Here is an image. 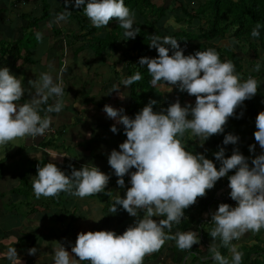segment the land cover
Here are the masks:
<instances>
[{
  "label": "clouds",
  "instance_id": "clouds-1",
  "mask_svg": "<svg viewBox=\"0 0 264 264\" xmlns=\"http://www.w3.org/2000/svg\"><path fill=\"white\" fill-rule=\"evenodd\" d=\"M74 6H83L82 11L95 28L106 27L115 20L125 30V40L139 33L133 28L135 14L125 6L124 0H74ZM58 18L65 19L63 14ZM260 28L257 24L252 29L253 38L260 36ZM36 38L40 40L41 34L37 33ZM169 46L173 50L171 55ZM149 47L155 48L158 56L141 57L139 65L147 66L153 87L161 81L174 85L189 96H195V103L182 106L177 100L164 110L154 111L157 101L150 100L134 118L122 114L123 108L104 106L107 116L124 126L127 137L119 144V150L110 152L108 163L118 177L120 188H125L124 178L130 176V186L123 196H116L110 213L122 207L137 219L122 234L113 230L80 232L71 245L74 255L60 243L53 250V264H83L85 261L87 264H143L144 257L158 251L167 240H174L180 250L191 249L199 243L197 233L171 234L172 227L184 218L186 208L206 195L230 170L235 171L228 176L226 194L219 191L221 196L213 204L214 209L210 206L214 227L209 235L213 240L219 238L223 246L229 248L231 260L213 247L210 251L215 264H241L243 253L231 242L247 232L264 229V151L252 159L250 166L248 157L238 149L226 157L225 148L220 147L214 153L220 161L217 169L203 153L188 151L182 143L186 133L198 140L201 147L212 135L223 133L227 120L237 115L235 109L255 96L258 82L251 76L242 80L235 65L221 61L214 49L185 55L176 38L157 35L152 36ZM260 68L257 63L253 70L258 72ZM141 78L136 72L121 80L113 90L124 99L120 85L128 87ZM30 83L35 90L32 99L18 103L25 94L22 81L8 67H0V146L16 138L45 135L51 131L52 124L48 114L59 113L65 107L64 87L58 77L54 79L49 72H44ZM50 98L54 103H48ZM41 105H47L43 109L44 116L40 114ZM255 124V141L264 149V111L258 113ZM111 131H118L116 124L111 126ZM238 140L237 135L228 133L223 145H235ZM254 149V144L249 146L250 151ZM133 168L135 171H131ZM109 180L110 176L96 166L73 168L71 174L66 175L50 162L37 166L32 189L37 199L54 198L61 192L83 199L104 192ZM223 199H232V202L222 203ZM140 211L144 213L142 218ZM158 217L163 218L156 219ZM28 251L35 254L37 249L33 247ZM16 256V249H9L8 258Z\"/></svg>",
  "mask_w": 264,
  "mask_h": 264
},
{
  "label": "crops",
  "instance_id": "crops-1",
  "mask_svg": "<svg viewBox=\"0 0 264 264\" xmlns=\"http://www.w3.org/2000/svg\"><path fill=\"white\" fill-rule=\"evenodd\" d=\"M19 1H22L24 6L30 5L31 8L35 6L31 11L26 8L27 6L24 7L30 13L35 14L42 10L37 4L39 0ZM48 1L50 15L40 20L36 26V34L40 33L41 39L42 36H45V39L43 42L36 39L33 43L32 38L27 40L25 36L23 28L26 26L22 24L17 27V24L14 25L11 21L14 19V15L13 17L11 15L16 12L9 7V3L13 0H0V67H8L12 74L21 79L25 94L18 102L20 104L32 99L35 90L30 82L37 80L41 73L49 72V69H45L44 66L57 65L56 68L51 69V74H54L53 72L62 65L60 59L63 55V48H70L73 45L70 42L72 34L69 30L65 31L63 40L59 39L61 35H55L54 42H51L53 39L52 36L49 37L51 30L54 34L56 30H61V34L64 32L65 27L57 26V24L62 21L58 17L61 14L65 17V12L58 11L60 3L57 0H53L56 7L52 12L50 10L51 0ZM20 9L26 11L23 8ZM50 18H52L51 21ZM41 21H45L46 24L42 25ZM2 43L4 44L1 45ZM5 48L8 50L5 51ZM9 50L12 52L9 53ZM118 53L119 56L117 55L118 57L114 60H119V57L122 60L119 64L121 67L119 75H117V70H114L113 76L106 75L105 82L102 81L103 87H100V82L95 81V78L91 80L81 78L82 84L77 81L78 86L74 91H72L73 87L68 88L70 91L67 89L64 91L65 107L63 110L59 113L48 114L52 121L53 132L49 135L53 144L43 145L45 138L38 136L16 138L0 146V264H53V250L62 243L72 254L71 245L75 243L80 232L113 230L117 234H122L137 219L118 209L116 213H110L111 207L105 209L106 201L102 199V193L81 199L61 192L54 198L37 199L32 189V179L37 174V166L43 167L50 162L55 163L66 175H70L73 168L80 169L84 165L96 166L105 174L114 171L108 163V156L113 149L119 150L120 143L118 142L121 140V133L117 134L119 131L113 133L111 126L116 124L117 129L121 130L123 125L109 118L103 109L105 105H111L117 109L123 108L122 114L127 115L129 111L128 89L120 85L119 91L125 96L124 99H121L118 92L113 90L121 80L127 78L126 60L120 51ZM113 61L111 63L117 65ZM31 66L37 69L31 70ZM91 75L94 77L93 74ZM107 76H109L108 79ZM57 77L59 76L55 75L53 78ZM107 85H110L109 88ZM48 102L52 104L54 99L50 98ZM40 114L44 116L45 112L40 111ZM54 134H58L59 139L52 137ZM93 139L101 141L98 142L100 145L90 146ZM87 141L90 142L87 143ZM104 141L107 143L105 144ZM109 144L110 149L106 150ZM256 150L255 148L254 152ZM127 178L125 188L107 189L106 192L111 195L108 201L111 202L119 194L124 195L127 186H130V176L127 175ZM247 233L250 234L247 238L243 235L234 242L237 244L248 240L247 243L250 244L252 241L264 239V229L259 232V235H257L258 232ZM208 246L206 245L200 253L201 261L203 255L208 258H205L206 260L212 258V256L208 257V254L214 246ZM33 247L37 249V252L29 254L28 250ZM11 248L17 251V256L13 259L8 258ZM168 256L169 262L165 264H171L170 259L173 255L169 253ZM145 264H151V261ZM157 264H162V262Z\"/></svg>",
  "mask_w": 264,
  "mask_h": 264
},
{
  "label": "trees",
  "instance_id": "trees-1",
  "mask_svg": "<svg viewBox=\"0 0 264 264\" xmlns=\"http://www.w3.org/2000/svg\"><path fill=\"white\" fill-rule=\"evenodd\" d=\"M57 1L60 3L58 10L65 12L66 23L69 25V21H75L79 30H84V32H80L74 36L72 35L70 42L83 39L87 48L92 51L95 57L102 58L103 62L106 61L105 58L109 54L107 49L120 51L121 55L126 60L125 67L127 70V77H130L136 72L141 74L142 78L139 81L128 86L129 104L138 105V108L142 109L150 100H154L153 97L156 95L165 99V102L162 103L161 110L166 109L168 105L171 104L167 94L159 89V85L163 83V81L158 82V84L153 87L151 84L152 78L147 70V66L139 65V59L141 57L146 56L149 58H155L158 56L157 50L153 47H149V43L153 36L152 33L161 37L162 33L155 30V22L159 21L160 18L167 16L168 10L165 7L154 4L152 0H124L125 6H127L135 15H138L136 20L139 18V20L143 21L140 22L138 20L133 24V28L139 31L135 38H128L125 40V30L119 26L117 21L112 20L108 26L98 29L92 26L90 20L85 16L82 11L83 6L76 8L74 6V0H67V2L66 0ZM17 2H19V0L12 2L13 8L11 9L20 10L21 18L27 17L25 14L26 11L24 12L20 9ZM40 5L43 11L41 19H46L50 15L49 1L41 0ZM34 8L35 6L30 8L29 11ZM29 11H27L28 14H30ZM179 12L181 15L175 18L177 23L180 25L182 24L181 26H183V24L189 26L198 25L199 28H196L197 32L193 30L191 32H185L183 29L175 31L171 27H168V30L166 31L168 36L176 38L178 43H181L182 45L185 43L192 44L195 52L198 50L205 51L207 49H214L218 53L221 61H231L235 65V71L239 74L242 80H247L251 76L258 82V91L255 96L245 100L242 105L235 109L237 115H234L227 120L224 125L223 133L212 135L204 142L203 149L199 152H195L197 144L194 142L190 143V149L195 153H203L206 158L214 162L217 169L220 167V161L216 160L214 153L218 151L220 147L225 148L226 157L230 156L234 149H238L244 156L248 157L249 165L252 166V159L257 155L248 149V144L256 142L254 137V132L256 131V117L259 112L264 111V85H262L264 84V69H260L258 72L253 70L256 65L254 58L260 59V50H262L264 54V0H194V3L189 7H180ZM33 15L32 12V21H26L24 25L29 27L30 24H32L36 31L39 19ZM150 18H152V20ZM257 24L261 25L260 36L258 38H253L251 32ZM143 28L149 29V32L143 30ZM55 33V35H61L62 31L56 30ZM186 33H188V35H186ZM120 34H123L122 38L119 37ZM226 38L230 39L233 45H227L226 43L221 45L219 43ZM3 44L4 43L1 45ZM84 45L85 44H81L78 48L74 49L76 55L85 49L83 48ZM233 46L250 51L253 56V60L249 62V66H251L250 71L244 68L242 59L237 56ZM4 50L6 51L8 49L5 48ZM11 52L12 50H9V53ZM176 89L179 91L180 98L183 102L184 97L189 95L187 92L180 91L177 87ZM190 98H192L195 103V96H190ZM40 107L41 111H43L47 105H41ZM138 108L135 109V107H133L131 109L133 111H131L130 115L134 112L135 116V112ZM153 108L154 111H161L157 110V104H155ZM241 113L242 115H240ZM130 115L128 116L130 117ZM122 130L123 128L119 131ZM120 133L121 132H117V134ZM228 133L235 134L239 137L237 144L223 145L224 136ZM126 138L127 137L125 136L124 139L126 140ZM47 144L51 145L53 144V141L48 140L43 143V145ZM234 171L235 170H230L225 177H222L216 182L212 189L206 191V195L198 197L193 205L184 210V218H182L181 222L179 224H174L172 227L171 234L187 231L196 232L199 236V243L194 244L191 249L180 250L176 246L174 240H167L158 251L146 255L143 264L148 261H151V264H157L165 255H169V253H172L173 255L170 259L171 264H180L182 258L187 254L191 256L194 262H196V260L201 261L200 251L197 252L198 250L196 248L199 245H202L205 248L206 245H213L222 255L227 253L228 247L223 246L219 238L213 240L209 235V232L214 227V224L211 222L210 214H212V212L210 206L211 203L214 204L217 202V199H220L221 195L218 193L221 189L228 187V176L234 174ZM108 175L110 176L109 183L104 192H102V199L106 201L105 209L112 207L115 200L114 198L111 202L108 201V198L109 196L111 197V195L106 192L107 189L120 188L117 185L118 177L114 174V171L110 172ZM124 179H128L127 175ZM222 201V203L230 204L232 199H223ZM118 211L127 212L122 207H118ZM143 215V211H140L139 217L142 218ZM161 218L163 217H158L156 219ZM165 232L167 233V229ZM234 241L235 240L232 242ZM237 247H239L238 249L240 252L242 247L243 250L247 248L246 251L243 252V259H245V261H242L241 264H264V240H256V243L254 244L242 243ZM210 256H213L212 252L208 254V257ZM211 261H213L212 258ZM83 264H87V262H84Z\"/></svg>",
  "mask_w": 264,
  "mask_h": 264
},
{
  "label": "rangeland",
  "instance_id": "rangeland-1",
  "mask_svg": "<svg viewBox=\"0 0 264 264\" xmlns=\"http://www.w3.org/2000/svg\"><path fill=\"white\" fill-rule=\"evenodd\" d=\"M40 1L41 0L38 1V3H37L38 5H40ZM152 2L154 4H156V5H158V6H163V7H165L168 10V13H167V16L166 17L160 18L159 21L155 22V24H156L155 25V27H156L155 30L156 31L158 30V31H160L162 33L161 34V37L168 36L166 34V31L168 30V27H171L175 31L183 29V30H185V32H191L192 30L195 31V32H197L196 28H199L198 25H196V26H194V25L189 26V25L183 24V26H181L182 24L180 25L179 23H177L175 21V18L176 17H179L181 15L180 12H179V8L180 7H182V8L189 7L190 5H192L194 3V0H152ZM11 3L12 2L9 3V5H10L9 7L10 8H13ZM17 5H18L19 8H23L26 11H27V9L30 10V8H31L30 5H26L27 7L24 6L23 3H22V1L17 2ZM24 7H26L27 9L24 8ZM55 7L56 6L54 5L53 0H51L50 10L52 12H54L55 11ZM12 10H14V9H12ZM42 12H43L42 10H40L37 13L34 12L35 14L33 16H36L39 19L38 22L40 20H42L41 19ZM13 15H14V19H12L11 21L13 22L14 25L17 24V27L19 25H22V24L24 25L25 22L27 21V19H28V21H32V13H30V14L27 15L28 18H26V17L21 18L20 17V10H16V12L13 13L11 16L13 17ZM137 17H138V15H135V19ZM150 19L152 20V18H150ZM22 20H25V22H22ZM51 20H52V18H50V21ZM138 20H139V18L136 21H138ZM136 21L134 20V22H136ZM139 21L140 22H143L141 20H139ZM66 22H67L66 19H62L61 23L60 24H57V26L59 25L60 27H62V25H63V27H65L64 30H63L64 32H63V34H61V36L59 37V39H62V40L64 39L65 34H66V32H65L66 30H69V32H71V34L73 36L76 35V34H79L80 32H84V30H82V31L79 30V28L77 26V23H75L74 21L73 22L71 21L72 23H69V25L66 24ZM41 24L44 25L46 23H45V21H41ZM72 28H74V30ZM23 30H24L25 36L27 37V40H28V38H32V42H35L36 41V39H37L36 38V31H35V27L32 24H30L29 28H28V26L24 27ZM143 30L148 31L149 29L143 28ZM51 32L52 33L50 34L49 37L52 36L53 39H52L51 42H54V36H55V34H54L53 30H51ZM174 33H179V32H174ZM152 35H154V33H152ZM186 35H188V33H186ZM68 36H69V34H68ZM122 36H123V34H120L119 35L120 38H122ZM44 39H45V36H42V39H40V40H42V42H43ZM59 39H58V41H60ZM118 42H119V40H118ZM219 43L221 45H223L225 43L227 45L228 44L229 45H233L232 41L230 39H228V38H226L224 40H221V42H219ZM72 44L73 45H71L70 48H63V55H62V57L60 59L62 61V65H60L59 68H57V71L53 72L54 74H51V72H52L51 69L52 68H56L57 65L44 66L45 69L46 68L49 69V73L53 77L55 75H58L59 76L58 78H59V81L62 82V86L64 87V91L66 89L68 91H70L69 89L72 88V87H73V90L72 91H74V89H76L77 86H78L77 81H80V84H82L81 78H85V80L87 78H89L90 80L93 79V78H95V81H97V82L99 81L100 82V84H99L100 87H103V85H104L103 82H105L106 75L110 74L111 76H113L114 70H117L118 75H119V70L121 69V67H120L119 64H120V61H122V60H121L120 57H119V60H114L116 57L119 56L118 51H116L114 49H112V50L107 49V51H109V54L107 55L106 58L104 57L106 61L103 62L102 58L95 57L94 54L92 53V51L87 48L86 43H85V41L83 39H79V40H76V41L73 40L72 41ZM81 44L82 45L85 44L84 47H83L85 49H83V51H81V53H78L76 55L75 52H74V49L78 48ZM179 44H180L181 48L184 49V54L185 55L195 54V51L193 49V45L192 44H190V43H185L183 45L181 43H179ZM169 48H170V46H169ZM234 50L236 51L237 56L242 59V63H243L244 68L247 69L248 71H250L251 66H249V62L253 60V56L250 53V51L243 50L242 48H237L236 46L234 47ZM172 51L173 50L170 48L169 55L172 54ZM72 54H73V56H72ZM108 56H110L111 58H109ZM262 58H264V54H263L262 50H260V59L254 58L255 59V63L256 64L259 63L261 65V68L260 69H264V64H263V62H264L263 60L264 59H262ZM111 61H113V63H116L117 65L112 64ZM31 67H32L31 70L32 69H37L34 66H31ZM108 67H110V68H108ZM91 74H93L94 77ZM108 78H109V76H107V79ZM262 85H264V84H262ZM109 86L107 85V88H109ZM159 86H160L159 89L163 93H166L167 94V97L170 99V102L171 103H174L177 100H179V102L181 103L182 106L185 105V104H193L194 105V100L192 98H190V96H185L184 99H183V102H182V99L180 98L179 91L176 89V87L174 85L173 86H170V85H168V84H166V83L163 82ZM126 89L129 90L128 87H126ZM153 99L155 101H157V103H156L157 106H158V109L157 110H161L162 103L165 102V99L164 98H161V96H159V95L154 96ZM133 107H135V109H137L138 108V105L129 104L128 105L129 111L127 112V115H130L131 111H133V110H131ZM140 110L141 109L138 108V110L135 112V114L138 111H140ZM130 117L134 118V112L130 115ZM119 132H121V136H120V139L121 140L118 143H122L123 141H125L124 138H125L126 135L124 134V131L123 130L122 131H119ZM58 136H59L58 134L57 135H55V134L52 135V137H56L57 139H59ZM48 140H51L50 135H47L45 137V142H47ZM96 140L97 139H95V140L93 139L91 141V144H89V145L92 146V147L95 146V145L99 146L100 143H98V142H101V141H96ZM88 142H90V141H87V143ZM192 142H194V143L197 144V148H196V151L195 152H199V151H201L203 149V146L204 145L201 147L200 144H199V142H198V140H196L194 137H192L189 133H186L185 136L182 139V143L184 144L186 150L191 151V149H190V143H192ZM106 143L107 142H105V144ZM251 144H254L255 145V148L257 149L255 152L252 151L254 154L259 155L262 151H264V149H261V147L259 146V144H258L257 141L255 143H251ZM251 144L250 143L248 144V149H249V146ZM64 147H66V144H64ZM104 149H105V147H104ZM108 149H110V144L106 147V150H108ZM59 151H61V150H59ZM65 154H66V152L63 153L64 156H65ZM225 190H226V188L223 189V190H220V194L225 195L226 194V192H224ZM225 198H227V197H225ZM211 209H214L213 203H211ZM259 232H258L257 235H259ZM248 235H250V234L249 233L244 234V238H247ZM247 241L248 240H244L242 242H238L237 244H236V242H231V244L233 243L232 245H234L237 248V250H239L238 249L239 247H237V246L240 245V244H242V243H247ZM252 243L254 244L256 242L255 241H252ZM196 248L198 250L197 252L200 251V253L204 249V247L202 245H199ZM246 249L243 250V247H242L241 252L242 253L245 252ZM167 255H165L161 259L160 262H162V264H165V263L169 262V256H167ZM224 256L227 257L229 260H231V252L229 251V248H228L227 253ZM205 258H206V255H203L202 259L205 262H201V261H197V260H196V262H194L193 259L191 258V256L189 254H187V255H185L182 258L180 264H215L214 261L206 260ZM242 261H245V259H243V257H242Z\"/></svg>",
  "mask_w": 264,
  "mask_h": 264
},
{
  "label": "built area",
  "instance_id": "built-area-1",
  "mask_svg": "<svg viewBox=\"0 0 264 264\" xmlns=\"http://www.w3.org/2000/svg\"><path fill=\"white\" fill-rule=\"evenodd\" d=\"M53 130L51 129V131L47 132L45 135H43L42 137L45 138L47 135H49L50 133H52ZM38 137V136H37Z\"/></svg>",
  "mask_w": 264,
  "mask_h": 264
}]
</instances>
